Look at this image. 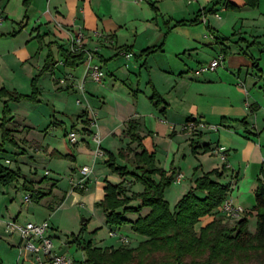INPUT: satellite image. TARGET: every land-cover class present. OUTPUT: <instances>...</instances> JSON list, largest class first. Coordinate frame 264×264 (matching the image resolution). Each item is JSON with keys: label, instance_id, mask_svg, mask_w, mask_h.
Here are the masks:
<instances>
[{"label": "crops", "instance_id": "obj_1", "mask_svg": "<svg viewBox=\"0 0 264 264\" xmlns=\"http://www.w3.org/2000/svg\"><path fill=\"white\" fill-rule=\"evenodd\" d=\"M227 2L239 8H227ZM212 8L214 12H205ZM0 17V126L7 99L1 90L30 95L32 80L50 50L56 60L54 70L39 79L37 101L10 102L9 127L16 143L6 142L0 163L18 172V180L10 184L12 190H22L26 196L31 191L24 183H31L50 191L46 198L55 196L46 204L54 210L64 207L69 197L71 204L91 211L104 199L107 181L133 187V181L118 173L110 175L107 160L102 163L101 155H96L93 135L98 133L102 155L128 147L130 156L143 148L156 153L158 166L175 173L172 184H181L185 171L189 173L186 159L200 155L208 163L209 154L224 147L227 161L217 155L211 168L193 172L190 186L205 171L218 169L222 176L213 178L229 185V197L246 207L234 189L245 183L255 188L264 164V103L259 96L264 89V0L255 8L245 0H0ZM195 19L199 22L188 23ZM80 29L85 31V47L93 52L92 58L67 67L59 46L68 49L71 34ZM95 31L111 40L97 37ZM156 46L162 48L142 55ZM124 47L130 48L133 57L122 54ZM224 47L228 55L222 65L196 73L223 55ZM93 64L105 73L101 83L90 77ZM152 85L165 102L151 100ZM93 114L96 125L91 124ZM131 119L141 122L142 146L126 133ZM190 119L206 126L189 132L185 125ZM70 131L76 133V142L69 139ZM160 140L170 141L171 146L165 150ZM171 153H175L172 158ZM180 153H185V160ZM86 165L91 172L85 187H76ZM57 174L67 175L70 186L60 195L54 193L60 184ZM3 186L0 183V206L7 194V185ZM33 201L24 197L23 203ZM149 212V207H143L125 216L134 221ZM18 217L11 214L10 219ZM214 217L213 212L202 217L196 229ZM6 220L0 207V264H18L21 237L6 227ZM116 228L122 227L113 226L110 232L122 244L126 242L121 235L130 243V237ZM23 259L24 264L30 263L27 256Z\"/></svg>", "mask_w": 264, "mask_h": 264}, {"label": "trees", "instance_id": "obj_2", "mask_svg": "<svg viewBox=\"0 0 264 264\" xmlns=\"http://www.w3.org/2000/svg\"><path fill=\"white\" fill-rule=\"evenodd\" d=\"M245 1L246 5L253 8L260 3V0ZM226 6L230 9L239 8L231 2H227ZM205 12L212 13L214 9ZM197 22H199L198 19L188 21L191 24ZM161 48V46L147 48L143 50L142 55L147 56ZM59 49L65 65L71 68L84 60L88 53L93 55V52L85 46L84 49L78 48L72 51L60 45ZM124 49L130 50L129 47ZM222 53L224 57L228 55L227 47L222 49ZM55 64L56 60L50 50L44 67L32 80L30 95L1 90V95L7 99L4 102L1 122L3 138L0 142V152L4 150L6 142L16 143L9 127V123L13 120L10 116V102H18L24 98L37 101L40 95L39 79L46 72L53 71ZM152 87L151 100L155 104L165 102L155 87L153 85ZM126 133L132 142L142 146L143 135L141 122L138 119L127 122ZM127 151H131V148L122 149L119 154L131 161L135 170L141 174L129 170L126 166L116 165L113 153H109L111 159H108L107 163L121 176L128 174L135 176L144 185V190L128 197L127 188L122 183L114 184L107 181L105 197L98 205L103 208L109 225L122 227L125 224H132L133 230L145 239L136 246L128 242L117 248H103L86 242L83 245L86 252V264H264V164L257 180L254 207L258 214L257 230L251 233L248 230L247 216L236 219L232 226L229 223L232 218L218 209L230 192L229 185L213 178L222 176L220 170L214 169L197 177L194 186L172 209L165 198V191L172 184L175 173H168L159 167L154 152H148L143 148L130 156V153H126ZM156 176H159L158 180ZM18 177V172L0 163L1 184L9 185L17 181ZM24 186L32 192V198L36 201L50 194V191L35 188L31 183H24ZM137 198L141 200V204L138 207L131 206V200ZM143 207H149L150 212L146 215L139 214L134 221L125 216L129 212L139 213ZM212 212L215 217L198 231L196 229L198 222Z\"/></svg>", "mask_w": 264, "mask_h": 264}, {"label": "rangeland", "instance_id": "obj_3", "mask_svg": "<svg viewBox=\"0 0 264 264\" xmlns=\"http://www.w3.org/2000/svg\"><path fill=\"white\" fill-rule=\"evenodd\" d=\"M143 72L145 74L147 73V70L143 68ZM261 84L264 85V76L261 78ZM262 91L264 93V89H262ZM263 93H260L259 96L264 103ZM210 131L215 132L212 129H210ZM60 136L63 137L62 134ZM160 142L165 150H167L171 146L170 141L160 140ZM174 154L175 153H171V158ZM209 155L211 156V160H209L208 163H205V159L200 158V155H192L190 159L185 160V153H180V158H182V160H185L186 165L189 168V173L185 171L187 175L185 180L181 184H171L166 188L165 198L169 201L172 209L175 208L184 194H186L191 189L190 182L193 178V172H203V168H206V166L207 169L211 168L210 166L213 164V158L215 159L217 155L215 153H210ZM101 157L102 163H104L108 159H111L109 153H105L104 155H101ZM66 158L67 157H63L61 159ZM114 158L116 165L126 166L129 170L137 174H141L139 171L135 170V167L131 161L122 157L119 153H114ZM106 167L110 168V175L115 172L109 165ZM44 170L45 169H41V172H44ZM57 177L59 178L60 184L59 189L57 191L55 190L54 193L60 195V192L67 190L70 186L67 175L57 174ZM122 177L126 178V180L133 181V187H126L128 197H132L134 193H141L144 190V185L142 184V182L138 181L135 176L128 174ZM255 186L256 187L254 188V186L245 183L240 185L241 189L240 187L239 189H234V194L242 195L243 202L246 205V207H244L243 205L242 207L248 212L246 215L244 214V216H247V218L249 219L248 230L251 233L256 232L258 222V214L254 208L256 205V189L258 186V182ZM6 191L7 194L5 200L0 206L1 210H3L7 216L6 227L8 228V223L13 221V219H10L11 214H18L19 217L17 219V222L21 224L27 222L40 223L43 222L46 218L45 220H49L50 222L51 231L49 234L53 237L55 250L58 252H67L68 254H70L75 260L74 264H86V252L83 249V245L86 242H91L94 246H102L104 248H117L122 245V242L119 240V238L111 235L110 228L113 226L107 223L105 212L103 211V208L98 204H96V207L91 209V211H86V209L81 204H71L70 200H68V197L64 207L54 210L53 206L48 207L46 205L48 202L55 198L54 195H52L50 198L44 197L42 201L34 200L31 203H23L25 192H22V190H19V192H15V190H12L10 184L6 186ZM131 202L133 205L135 204L136 207L141 204V200L138 198L132 199ZM235 222V218H232V220L229 221L230 225L232 226L235 224ZM116 229L118 232L125 233L128 237H130V244L133 246L138 245L140 241L145 239H142L141 236L133 230L132 224H125L124 226H122V228Z\"/></svg>", "mask_w": 264, "mask_h": 264}, {"label": "built area", "instance_id": "obj_4", "mask_svg": "<svg viewBox=\"0 0 264 264\" xmlns=\"http://www.w3.org/2000/svg\"><path fill=\"white\" fill-rule=\"evenodd\" d=\"M218 16V14H216ZM3 20L0 17V21ZM95 35L97 37H105L108 40L111 38L104 36L101 32L95 31ZM85 31L80 29L77 32H74L70 36L69 49L75 51L78 48H83L85 46L84 43ZM122 54L127 57H133V53L130 50L123 49ZM89 58H92V54L88 53ZM224 62V56L221 55L218 58L212 60L211 62L202 65L197 71V74L204 73L210 70L216 69L218 66L222 65ZM90 77L95 82L101 83L104 78V71L101 69L99 65H91L89 67ZM96 115L93 114L91 118V124L96 125ZM206 124L202 121L196 123V121H189L185 125V129L188 131H194L198 129V127H204ZM210 128L217 130V127L214 125H209ZM68 137L72 142H76L78 140L75 132H68ZM93 139L98 145V149L96 151V155H102L103 151L101 149V139L98 133L93 135ZM215 154L218 155L222 161L226 162L228 159V154L224 147H219L215 150ZM9 162V161H7ZM81 172L84 174V178L78 181L75 186L84 188L86 183V176L91 172V168L89 166H83L81 168ZM182 175H179L178 180ZM32 198V193L28 192L25 196L26 201H30ZM219 211L226 214L231 218L238 219L243 216L246 210L238 204H235L233 200L228 197L224 200L222 205L219 207ZM8 228L10 230H15L19 233L21 237V245H20V253L22 255L18 264H24V256L29 258V264H74L75 260L73 257L67 252H58L55 250V245L53 241V237L49 234L51 231L49 220H44L43 222H27V223H18L17 221H11L8 223ZM111 235H116L115 232H111ZM121 239L124 242H128L129 239L126 236L121 235Z\"/></svg>", "mask_w": 264, "mask_h": 264}]
</instances>
